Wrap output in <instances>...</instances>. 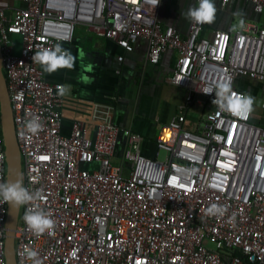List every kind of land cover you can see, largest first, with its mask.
Here are the masks:
<instances>
[{
  "label": "built area",
  "instance_id": "2783aa9c",
  "mask_svg": "<svg viewBox=\"0 0 264 264\" xmlns=\"http://www.w3.org/2000/svg\"><path fill=\"white\" fill-rule=\"evenodd\" d=\"M224 8L231 0H218ZM264 12V0H242ZM11 16L0 4L1 68L20 155L21 180L40 198L21 205L14 230L16 264H264V128L220 111L204 90L231 78L264 86V25L216 29L190 21L182 36L157 19L161 0H22ZM195 3V0H194ZM78 26L132 50L147 44L146 61L177 54L168 81L186 90L178 114L155 136L156 156L141 153L142 136L113 122L114 108L88 102L61 133L67 99L61 83L44 80L31 59L42 48H66ZM18 35L19 51L12 40ZM67 49V48H66ZM63 86V85H62ZM82 102V101H80ZM202 108L195 130L187 109ZM264 106V97L262 100ZM41 125L25 127L31 117ZM124 146L115 160L119 137ZM117 162V164H116ZM6 182L0 131V183ZM212 203L223 215L209 216ZM55 221L35 234L22 219L36 206ZM8 203L0 202V264ZM31 249L36 257L27 256Z\"/></svg>",
  "mask_w": 264,
  "mask_h": 264
},
{
  "label": "crops",
  "instance_id": "0c3cea01",
  "mask_svg": "<svg viewBox=\"0 0 264 264\" xmlns=\"http://www.w3.org/2000/svg\"><path fill=\"white\" fill-rule=\"evenodd\" d=\"M0 4L6 7L8 16L13 14L14 9L23 7L22 0H0ZM214 4L217 9L215 20L205 24L204 36H211L216 29L236 30L233 25L240 17L244 23L264 25V12L257 14L248 2L231 0L223 9L218 0H214ZM193 5L194 0H161L157 19L162 26H171L185 36L190 21L183 13ZM66 48L75 57L71 69L58 68L47 73L40 67L44 80L61 83L65 89L63 95L68 98L63 108L61 133H69L71 119L83 113L82 106L86 103L108 104L114 108L113 122L116 125L142 136L141 153L148 158H158L160 153L156 156L154 146L156 133L178 114L186 94L184 88L168 81L175 68L176 52H163L159 62L151 65L146 61L147 44L144 40H136L132 50L126 52L114 42L98 38L82 26L76 28L74 38ZM81 50L84 56L80 55ZM85 75L91 77L90 83L83 82ZM237 87L254 97L251 121L264 128L263 84L242 78L237 81ZM201 111L199 105L187 109L186 128H197ZM123 146L124 140L120 136L114 155L117 162Z\"/></svg>",
  "mask_w": 264,
  "mask_h": 264
},
{
  "label": "clouds",
  "instance_id": "9594fccd",
  "mask_svg": "<svg viewBox=\"0 0 264 264\" xmlns=\"http://www.w3.org/2000/svg\"><path fill=\"white\" fill-rule=\"evenodd\" d=\"M216 7L214 0H195L193 6H190L183 15L186 19L196 24H211L215 20ZM236 15H239L238 13ZM244 20L242 17L233 25L234 29H242ZM80 55L84 56L83 50ZM31 59L38 63L44 72L51 73L58 68L73 67L75 57L70 50L63 48L60 43L55 44L51 48H42L36 51ZM84 83H90L91 77L85 75ZM60 93L64 92V87L58 85ZM205 94L214 93L212 102L216 104L220 111L228 112L232 116L239 119H247L253 108L254 97L247 92L237 93L233 91L231 78H226L216 83L214 87H208L204 90ZM25 127L30 133H36L41 125L37 117L33 116L29 119ZM40 193L30 192L24 185L19 176L12 181L0 183V202H7L13 208H19L28 202L38 200ZM225 209L215 203L210 204L205 209V214L209 216L223 215ZM24 224L33 233L39 235L45 231L51 232L55 227V221L50 217L48 212L38 205L35 210H26L22 217ZM27 256L30 258L36 257L37 253L29 249ZM34 264H39V260H35Z\"/></svg>",
  "mask_w": 264,
  "mask_h": 264
},
{
  "label": "water",
  "instance_id": "95a60500",
  "mask_svg": "<svg viewBox=\"0 0 264 264\" xmlns=\"http://www.w3.org/2000/svg\"><path fill=\"white\" fill-rule=\"evenodd\" d=\"M1 57L0 52V131L5 153V177L6 181H12L17 176L21 179V163L6 82L1 68ZM20 207L13 208L8 203L4 237L5 264H16L14 258V230L18 222Z\"/></svg>",
  "mask_w": 264,
  "mask_h": 264
},
{
  "label": "rangeland",
  "instance_id": "374dc122",
  "mask_svg": "<svg viewBox=\"0 0 264 264\" xmlns=\"http://www.w3.org/2000/svg\"><path fill=\"white\" fill-rule=\"evenodd\" d=\"M15 39H17L18 41H20V38H19L18 35H14L13 36V42L15 43V54H18V51H19V43H18V41L16 42ZM159 153L160 154H159L158 158L159 159H162L163 156H164V153L163 152H159ZM116 164H117V162H116Z\"/></svg>",
  "mask_w": 264,
  "mask_h": 264
}]
</instances>
